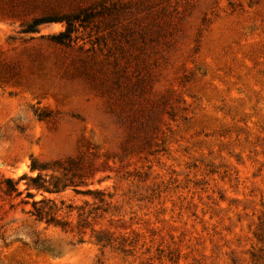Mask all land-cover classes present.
I'll list each match as a JSON object with an SVG mask.
<instances>
[{
	"label": "rangeland",
	"instance_id": "rangeland-1",
	"mask_svg": "<svg viewBox=\"0 0 264 264\" xmlns=\"http://www.w3.org/2000/svg\"><path fill=\"white\" fill-rule=\"evenodd\" d=\"M34 160L96 173L114 245L30 214L88 200ZM0 264H264V0H0Z\"/></svg>",
	"mask_w": 264,
	"mask_h": 264
},
{
	"label": "trees",
	"instance_id": "trees-1",
	"mask_svg": "<svg viewBox=\"0 0 264 264\" xmlns=\"http://www.w3.org/2000/svg\"><path fill=\"white\" fill-rule=\"evenodd\" d=\"M52 21L54 20L43 17L34 19L25 26L24 31L26 33L34 32L40 24ZM77 21L78 18L76 17L67 18V30L59 36H55L54 39L70 38L75 30ZM154 123L156 125V120ZM31 170L40 172L37 177L29 178L28 190H35L36 192L35 194L29 193L33 198L39 193L59 194L68 189H72L76 194H81L88 198L83 206H66L64 202H61V206H59L55 200L45 197L39 201L35 200L33 202V211L30 214L37 221L45 222L48 226H53L65 233L78 236L80 242H84L85 238L89 236L90 241L103 248L116 243L113 233L102 228H96L99 220L109 213L113 198L106 190L95 188V183L89 181L96 173L93 174L90 170H83L80 164L74 160L67 161L65 164H58L57 166H50V164L41 166L34 160ZM42 172H58L60 175L52 174L51 177H47L43 176ZM5 182L7 183L6 193L8 195L11 196L14 193L16 196L22 195L16 182L11 179H7Z\"/></svg>",
	"mask_w": 264,
	"mask_h": 264
}]
</instances>
